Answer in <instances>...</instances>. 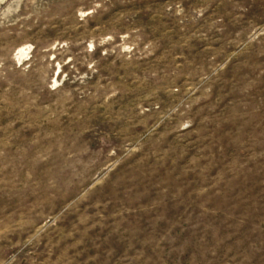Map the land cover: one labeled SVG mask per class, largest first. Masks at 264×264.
Segmentation results:
<instances>
[{
    "label": "rangeland",
    "instance_id": "1",
    "mask_svg": "<svg viewBox=\"0 0 264 264\" xmlns=\"http://www.w3.org/2000/svg\"><path fill=\"white\" fill-rule=\"evenodd\" d=\"M0 264H264V0H0Z\"/></svg>",
    "mask_w": 264,
    "mask_h": 264
}]
</instances>
